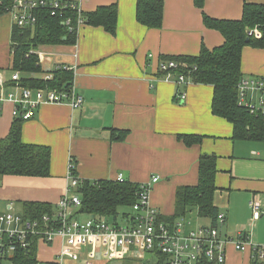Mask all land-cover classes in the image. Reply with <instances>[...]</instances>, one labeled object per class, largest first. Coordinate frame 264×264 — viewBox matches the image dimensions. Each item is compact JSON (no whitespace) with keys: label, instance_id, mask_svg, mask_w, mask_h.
Instances as JSON below:
<instances>
[{"label":"crops","instance_id":"obj_1","mask_svg":"<svg viewBox=\"0 0 264 264\" xmlns=\"http://www.w3.org/2000/svg\"><path fill=\"white\" fill-rule=\"evenodd\" d=\"M77 2L82 11L117 3V32L112 35L103 27L83 24L76 29L73 45H43L36 50L43 52L39 57L46 73L58 64L75 67L74 79L84 103L76 109L46 104L24 122V142L51 148V175L0 177V212L13 211L16 204L22 211V202L28 200L56 205L66 192L73 167L80 182L117 179L122 174L126 180L151 183V204L169 217L175 213L177 189L198 182L200 156L216 154L214 202L226 215L222 233L236 236L243 231L254 244L264 245V214L253 219L250 206L254 199L264 210V140L232 139V123L212 111L211 84L189 80L178 87V74L160 69L165 56L198 54L203 43L211 48L221 45L224 38L204 25L203 13L238 19L244 0H205L203 8L194 0H165L160 29L137 21V0ZM11 34V16L5 14L0 19V54L9 57L7 65L1 58L0 69L12 64ZM261 35L260 31L256 34ZM242 72L246 77L264 78V47L243 49ZM9 78L4 77L7 82ZM179 90L186 92L184 102L176 99ZM13 108L8 102L0 112V138L11 129ZM112 129H127L129 134L124 140H114ZM182 134L201 135L203 141L187 146L179 138ZM155 176L159 180L152 183ZM62 247L60 238L50 247L39 243V260L56 262ZM252 254V247L237 251L229 245L226 264H251Z\"/></svg>","mask_w":264,"mask_h":264},{"label":"trees","instance_id":"obj_2","mask_svg":"<svg viewBox=\"0 0 264 264\" xmlns=\"http://www.w3.org/2000/svg\"><path fill=\"white\" fill-rule=\"evenodd\" d=\"M15 0H0V12L9 8ZM165 0H137V21L149 29H160L164 19ZM198 8H203L205 0H194ZM73 25H77V12L69 11ZM84 24L103 27L115 35L118 27V4L100 5L91 11H82ZM64 17L52 16L47 10L38 13V23L34 27L13 28L11 34V66L8 69L18 71L20 85L28 88L68 89L72 86V70L63 68L50 71L51 79L35 74L45 72L40 57L31 50L43 45L71 44L76 41V31L63 24ZM203 23L207 28L221 33L224 41L221 45L208 47L202 44L195 55L165 56L163 61H176L177 68L171 71L184 74L195 83L211 84L214 87L212 111L215 115L228 120L233 125L234 140H264V115L252 114L248 108L239 104L238 84L244 77L242 72V52L246 46L264 47V3L244 0L242 16L238 19L215 18L203 13ZM258 29L262 35L252 31ZM252 31V34L250 32ZM49 72V73H50ZM10 85L12 83H9ZM180 91V90H179ZM21 117L15 118L8 135L0 138V177L24 175L48 177L51 175L52 150L47 145L26 143L22 139L23 124ZM129 134L127 129H112L114 140H124ZM187 146L200 144L203 136L182 134L179 136ZM198 182L179 187L176 191L175 213L163 215L166 220L196 213L200 218L209 219L212 225L218 224L221 212L214 202L218 190V156L204 153L198 162ZM75 191L81 199L79 213L94 215L97 218L118 220L119 208L134 206L138 202L141 183L124 179L84 180ZM56 205L43 201H23L22 215L26 219H41L52 215ZM123 213V220L126 218ZM48 246H52L48 244ZM39 242L35 240L28 250H20L15 256V264H38ZM48 264H55L49 262ZM106 264H112L107 262ZM202 264H217L204 261ZM251 264H259L251 262Z\"/></svg>","mask_w":264,"mask_h":264},{"label":"built area","instance_id":"obj_3","mask_svg":"<svg viewBox=\"0 0 264 264\" xmlns=\"http://www.w3.org/2000/svg\"><path fill=\"white\" fill-rule=\"evenodd\" d=\"M47 10L52 16L64 17L63 24L71 31L84 24L82 10L77 0H15L3 13L9 14L13 28L34 27L38 23V13ZM69 11L77 12V25H73ZM258 34V29L252 30ZM252 31L250 34H252ZM39 56L43 52L31 50ZM76 56V55H75ZM176 61H163L160 69L170 71L177 68ZM72 70L75 67L58 64L55 69ZM9 81L0 77V112L3 106L11 102L14 105V118L27 121L34 117L38 108L46 104H66L76 109L83 105L84 96L78 92L75 79L68 89L28 88L20 85V74L11 71ZM53 74L47 73L46 79ZM189 79L178 74V87L187 85ZM9 83H12L11 85ZM239 104L248 108L252 114L264 115V78L244 76L238 84ZM186 92L178 91V102L186 100ZM68 173V184L64 196L57 202L52 215L41 219H26L22 213L0 212V264H15V256L20 250H29L35 240L48 246L58 238L63 247L55 264H65L66 259L82 261L84 264H98L106 261L116 264H202L204 261L226 264L227 248L232 245L237 251H246L252 247V261L264 264V245L254 244L246 232L236 236L222 233L226 215L220 212L218 224L199 225L193 214L166 220L162 212L151 204V183L141 184L138 202L131 206L133 213L124 215V222L113 219L97 218L87 215L82 219L79 213L81 199L75 191L80 179ZM123 181L122 174L117 178ZM159 180L152 178V183ZM254 200V199H252ZM253 219L262 216L260 202L251 201Z\"/></svg>","mask_w":264,"mask_h":264},{"label":"rangeland","instance_id":"obj_4","mask_svg":"<svg viewBox=\"0 0 264 264\" xmlns=\"http://www.w3.org/2000/svg\"><path fill=\"white\" fill-rule=\"evenodd\" d=\"M8 57H9L8 53L6 54L5 52H1V54H0V60L2 58V61L4 63H6L5 65H7V63H8V60H7ZM46 74H47L46 72H43V73H39V74H35V75L38 76V77H45ZM10 75H11V71L9 69H7V68L0 69V77H2V76L3 77H7V76L9 77ZM0 185L2 186L1 183H0ZM19 209H20L19 205L16 204L13 211H15V212H21ZM123 213H133V210H132L131 206L130 207L129 206H124V207H120L119 208L118 220L120 222H124L123 217H122ZM87 217L88 216L86 214H82L80 216V218H82V219H87ZM192 217L197 218V222H198L199 225H203V224H206V223L210 222L209 219L198 217L196 213H193ZM41 260H40V263H38V264H46L45 262H43ZM66 262H67V264H71V261L70 260H67ZM97 262H98V264H106L107 263L106 261L103 262L101 260H99ZM81 264H84V263L81 262Z\"/></svg>","mask_w":264,"mask_h":264},{"label":"bare ground","instance_id":"obj_5","mask_svg":"<svg viewBox=\"0 0 264 264\" xmlns=\"http://www.w3.org/2000/svg\"><path fill=\"white\" fill-rule=\"evenodd\" d=\"M251 201H254V200H252V199L250 200V205H251ZM261 212L264 214V210L263 209L261 210Z\"/></svg>","mask_w":264,"mask_h":264}]
</instances>
